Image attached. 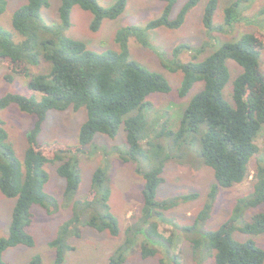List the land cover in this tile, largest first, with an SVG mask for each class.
<instances>
[{"label": "trees", "instance_id": "16d2710c", "mask_svg": "<svg viewBox=\"0 0 264 264\" xmlns=\"http://www.w3.org/2000/svg\"><path fill=\"white\" fill-rule=\"evenodd\" d=\"M200 1L186 0L172 17L177 0H166L158 17L147 22L144 28L132 25L118 29L114 36L118 48L101 52L66 34L71 24L72 7L79 5L90 11V29L96 31L104 19L118 17L127 0H116L109 6H103L97 0H59L58 20L50 25L44 23L41 13L50 0H26L11 16L13 29L22 36L20 41H14L11 33L0 25V66L7 68L8 80L11 81L13 75L27 76V87L42 94L37 98L10 92L0 97V109L15 103L22 111L35 116L26 132L27 147L22 162L7 141L8 132L0 120V190L7 197L15 198L9 233L0 237V264H8L3 259V252L8 247L34 244L27 229L33 218V204L46 208L48 213L57 209L56 198L43 190L48 179L43 168L46 162H59L56 171L65 180L63 195L72 203L70 217L50 242L56 248V264L63 260L64 250L72 248L67 238L79 236L81 225L118 235L120 228L108 203L111 189L107 170L97 167L84 200L73 199L81 179L78 155L86 151L96 133L114 137L122 127L125 144L119 152L121 159L135 163L139 158L148 159L151 164L147 170L139 165L140 162L136 164L135 171L143 178L141 211L136 221L124 229L122 242L109 256L107 264H123L128 252L138 243L145 258L157 252L154 244L159 243L165 249L172 246L173 238L158 231L159 220H165L162 212L179 200L193 199L196 194L159 200L156 189L163 180L167 161L175 157L174 152L183 156L195 136L198 135L204 164L213 169L215 183L194 222L180 228L174 224L180 231H189L209 217L218 187H230L245 178L249 160L259 151L255 138L264 125V72L260 68L264 34L259 31L243 32L235 41H226L201 60L163 63L170 71L182 73L179 96L187 95L197 82H201V87L189 99L176 129L169 128L167 118L161 115L156 124L159 128L147 132L155 126L154 119L147 115L150 108L147 97L155 92L169 93L171 85L163 74L131 59L128 38L133 36L147 46L146 30L160 26L179 28L189 9ZM252 1L234 0L224 8L223 21L217 25L214 22L217 0H207L201 21L204 29L211 34L232 29L239 21H248L244 11ZM6 6L7 0H0V16ZM199 52L201 50L196 49L195 54ZM228 58L241 68L232 83V103L223 95L230 76L226 64ZM40 59L50 64L49 71L29 75L28 65L36 66ZM69 107L75 111L81 107L86 110L77 143L39 142L37 136L48 110ZM254 179L252 193L240 196L229 217L204 234V248L212 251L215 264H264V247L252 238L240 241L233 235L235 231L250 235L264 233V213L254 214L248 221L242 218L246 206L264 202V163L256 168ZM79 212L85 216L82 221ZM201 239H193L195 250L203 247ZM168 259L162 261L180 264L177 254ZM29 264H41V257L33 256Z\"/></svg>", "mask_w": 264, "mask_h": 264}, {"label": "rangeland", "instance_id": "374dc122", "mask_svg": "<svg viewBox=\"0 0 264 264\" xmlns=\"http://www.w3.org/2000/svg\"><path fill=\"white\" fill-rule=\"evenodd\" d=\"M26 0H7L5 11L0 16V25L7 29L14 41H20L22 36L12 27L11 16L15 8ZM103 6H109L116 0H97ZM186 0H177L173 6L171 16H175ZM207 0H201L197 5L189 9L184 22L179 28L160 26L144 32L148 45H142L137 38L129 36L128 46L131 59L137 61L146 68L164 75L171 85L169 93L155 92L147 97L149 109L147 115L154 119L155 126L147 132L158 129L156 125L161 115L167 118L169 128L176 129L179 125L183 110L191 96L201 87V82L195 83L190 92L181 97L178 89L182 79L180 71L172 72L163 63L167 61L201 60L218 49L226 41H235L238 36L246 31H259L264 34V0H253L245 9L244 15L248 21H239L233 28H225L221 31L207 33L202 25L203 8ZM234 0H217V8L214 15L215 24L223 21L224 8ZM59 0H50L47 8L42 10L43 21L52 24L58 20ZM166 5V0H127L124 11L115 19H104L98 30L90 29L92 13L74 5L70 15V26L66 34L86 43L88 48L94 51L117 49L114 41L118 29L128 26L144 28L147 22L158 17ZM181 46V47H179ZM178 47V48H177ZM177 53H174L175 49ZM196 49L201 50L198 54ZM229 69V80L223 88L224 98L232 103V83L236 75L241 71L240 66L232 59L226 60ZM260 68L264 72V50L260 55ZM50 64L43 59L38 65H28L29 75L47 73ZM8 70L0 66V97L10 92L24 95H33L40 98L42 94L30 90L27 87L28 77L13 75L10 81L7 78ZM35 116L32 113L22 111L15 103H11L0 109V120L8 132L7 141L11 144L16 157L22 162L27 147L26 132L32 125ZM86 119V110L81 107L78 110L67 108L65 110L50 109L42 124L37 139L41 143L76 144L81 124ZM255 143L259 148L258 153L251 157L247 165L245 178L230 187H218L213 200L209 217L189 231H180L178 227L191 225L199 210L207 200L208 192L215 183L213 169L204 164L199 152L198 135L195 136L187 148L185 154L180 157L174 152L172 159L168 160L162 172L163 180L156 189V198L165 200L196 194L193 199L179 200L177 204L162 212L165 220H159L158 231L165 237H172L173 243L169 249L161 244H154L156 253L143 257L139 243L128 252L123 264H167L164 260L177 254L180 264H215L212 251L206 247L204 234L206 231L216 229L229 215L240 196L252 193L254 174L259 164L264 163V125L261 127ZM125 144V131L119 128L116 136L109 137L102 133H96L93 141L86 146V151L78 155L80 171V184L74 194V200L82 201L88 194L93 172L97 167L104 168L109 174V186L111 193L108 199L111 213L118 222L120 231L118 235H111L108 231H98L87 225H81L80 235L67 238L71 249L64 250L63 260L60 264H107L109 256L122 242L124 229L134 223L140 214L142 207V195L140 188L143 183L142 176L135 171L136 164L144 170L150 169L151 164L139 158L138 162L123 161L121 152ZM122 147V148H121ZM59 162H46L43 168L48 173V179L43 185V190L48 195L56 198L57 209L48 213L46 208L33 204L31 211L33 218L27 227L34 238L32 246L18 244L8 247L3 252V259L8 264H29L33 256L41 257V264H56V248L50 242L58 234V231L70 217V201L64 197L65 180L58 175L56 168ZM15 198L7 197L0 190V237L9 233L12 207ZM264 213V202L254 206H246L243 211V221H248L254 214ZM80 220L85 219L80 213ZM178 225L176 227L175 225ZM234 238L243 241L252 238L260 247H264V233L250 235L234 232ZM201 239L203 247L195 250L193 239ZM163 260V261H162Z\"/></svg>", "mask_w": 264, "mask_h": 264}]
</instances>
